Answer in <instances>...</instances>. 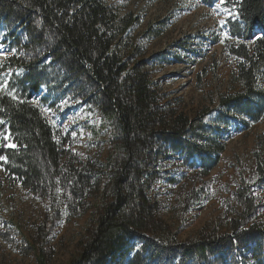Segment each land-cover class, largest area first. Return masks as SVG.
<instances>
[{"label":"trees","instance_id":"trees-1","mask_svg":"<svg viewBox=\"0 0 264 264\" xmlns=\"http://www.w3.org/2000/svg\"><path fill=\"white\" fill-rule=\"evenodd\" d=\"M224 6L235 13L219 40L235 61L233 89L218 107L190 119L165 114L152 80L155 67L138 59L143 53L132 36L137 16L122 14L107 0H0L2 42L12 51L0 74L13 69L17 80L14 93L0 88V131L11 143L0 138L2 173L11 185L46 197L48 229L63 214H83L88 196L94 197L91 227L67 264H264V221L255 218L258 207L247 184L234 191L240 213L228 219L224 232L201 231L185 241L154 222L149 195L168 153L187 166L198 162L206 175L225 149L217 135L229 115L243 117L244 126L264 119V0H224ZM157 36L150 27L140 38ZM41 88L44 103L56 94L99 108L112 129L105 161L65 155L30 99ZM208 113L215 114L212 122L205 119ZM258 140L255 173L263 182L264 134ZM41 229L39 236L45 234ZM41 252L36 264H45Z\"/></svg>","mask_w":264,"mask_h":264},{"label":"rangeland","instance_id":"rangeland-1","mask_svg":"<svg viewBox=\"0 0 264 264\" xmlns=\"http://www.w3.org/2000/svg\"><path fill=\"white\" fill-rule=\"evenodd\" d=\"M107 1L122 14L138 17L132 33L143 53L138 59H147L155 67L152 80L163 96L166 115L182 114L191 119L205 114L218 107L219 98L233 89L235 61L225 54L219 40L227 36L225 21L235 13L224 6V0L212 5L201 0ZM150 27L159 36L140 38ZM3 39L4 33L0 32V64L12 54ZM12 73L13 69H8L0 74V88L14 93L17 80L12 79ZM44 94L41 88L30 99L51 125L65 155L105 161L112 147V129L99 108L81 100L57 99L56 94L44 103L40 100ZM214 117L208 113L205 119L212 122ZM228 117L217 135L225 149L208 174H202L198 162L187 166L174 152L158 166L156 180L149 189L156 205L154 222L160 221L179 241L201 231L224 232L228 219L240 213L233 197L240 185L251 188L258 207L255 218L264 221V181L257 182L254 156L259 148L258 136L264 134V119L244 126L243 117ZM0 138L11 144L2 129ZM93 203L94 197L88 196L83 214L71 218L63 214L48 229L51 210L46 197L18 183L11 185L0 167V264H36L40 248L45 264H67L91 227ZM41 228L45 234L39 236Z\"/></svg>","mask_w":264,"mask_h":264},{"label":"snow or ice","instance_id":"snow-or-ice-1","mask_svg":"<svg viewBox=\"0 0 264 264\" xmlns=\"http://www.w3.org/2000/svg\"><path fill=\"white\" fill-rule=\"evenodd\" d=\"M13 147H14V145H13Z\"/></svg>","mask_w":264,"mask_h":264}]
</instances>
